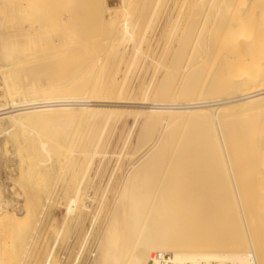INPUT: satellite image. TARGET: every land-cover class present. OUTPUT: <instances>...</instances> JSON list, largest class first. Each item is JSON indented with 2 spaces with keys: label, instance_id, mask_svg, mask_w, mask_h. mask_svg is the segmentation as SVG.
<instances>
[{
  "label": "bare ground",
  "instance_id": "bare-ground-1",
  "mask_svg": "<svg viewBox=\"0 0 264 264\" xmlns=\"http://www.w3.org/2000/svg\"><path fill=\"white\" fill-rule=\"evenodd\" d=\"M23 1L20 2L23 3ZM26 1L27 0H25V2ZM34 1L39 2L45 0ZM57 1L60 0H56V2ZM101 1L102 0H79L78 3L80 2L81 6L84 7L85 5L90 6V9L92 7L94 10V7H98L97 9H99ZM126 1L121 0L120 3L124 4ZM20 2L17 0H0V7L14 10L19 7ZM74 2L77 1L74 0ZM157 2L158 1L155 2L156 5ZM164 2H166V0H162V3L159 2L158 4L163 6ZM170 2H174V5H179L176 7L177 9H180L179 12L181 13V7L183 6L187 7V11L188 6L190 7V10H193L196 7L198 10H201L199 13L198 10H196L197 12L193 10L195 13H189L191 16L194 15L193 17L196 16L198 18H194L192 24L196 20L200 22V25H197L199 28L201 27L198 30L200 33L202 32V28L206 29L205 24L208 27L207 22H210L211 17V23L213 22L212 25L214 30L219 28V26L216 27L217 25L221 24L224 26H222L223 30L219 28V30L214 32L211 30V32L212 34H217L216 36L213 35L215 38L214 43L220 42L222 44V49L224 50L225 55L228 56L225 60H232V62H226L228 63V70L231 71L232 74L238 73L233 78L232 83L230 82L231 85L235 84L234 87H239V91L236 94L229 95L221 99L218 98L209 100L200 97L197 98L196 96L195 98H188L184 100L173 99V93L171 95L172 99L165 97L170 95L169 93L171 90L173 91L171 87H173L172 83L174 81H171L173 80L176 72H178L177 70L181 65L180 63H182L181 61L184 59V54L186 50H188L187 47L189 44V38L183 37L184 39L180 41L181 43L177 48L178 52L176 51L177 58L175 59L173 56L175 60H170L173 63L169 67L170 69H167L168 72H166L167 78H170L167 80V82H169L166 84L165 81V87L162 88L160 85L159 87H161V89H155L154 92L151 88L149 89L147 87L148 92L146 91L147 89H144L147 93H141L143 96L137 99V101H133L130 100V96L128 97L125 95L124 92L127 90H123V87L125 86H123V84L118 85V81L115 83L116 81L113 79L115 73L110 76L111 74L109 75L104 67L106 70L104 73L107 72V79H105V76L103 79L101 78L103 76L97 74L98 70H101V67L103 69V66H105L103 63L105 62L101 63L103 66H100V64L98 65L99 59H92L93 57L91 60L82 58L81 61V59H79L81 56L79 57L78 53L80 48H74V45L72 46L73 48L69 47L71 48L72 53L70 55L67 54L66 57L47 62H42L44 59L39 61L38 58L37 62L39 63L33 64L32 61H34V59L36 60V57L44 56L41 52L42 50L45 49L44 51H47V49H50L49 51L56 52L57 50L54 48H59V46L61 47V45H63L67 40V37L64 35L58 36L56 34V39L61 38L60 40L57 39V41L51 37V32L49 34L46 32L48 35L46 33L45 35L34 34V43L29 41V45L25 44L21 46V36L13 34L9 31L5 22L14 18L18 23H25L27 21L31 23L30 16L33 14L29 13V16L27 17L17 16L16 18L14 16H0V63L3 62L6 64L0 65V71L3 75L6 71H10L9 79L0 74V76H3V81H1L4 86L3 90H5V96H3L4 99L3 101H0V120L7 119L10 124H19L20 126H17L16 128H20L26 121L38 123L43 122V124L50 122L52 127L50 128L55 134H59V131H62L63 133L65 132V136L69 134L71 126L74 127L79 124L84 127L85 131H83V133H85V138H87L88 141L87 149L81 151L86 156V158L84 157L86 164L80 180V187L76 188L73 196L63 203V219L61 220L62 222L60 223L59 228H55L57 231H54V227L52 229L50 226L52 223H49V226H47V231H51L52 233L53 230L54 237L50 247L48 248L49 250L47 251L44 264H57L58 260L56 261L55 259L56 256L54 251L57 241L63 231L67 230L70 226L76 223L75 220L81 217L82 211L86 214V204L84 198H82L81 182L84 179V176L86 177L85 173L87 168L90 167V164H92L91 162L93 158L96 155L102 154V151L99 150V145L102 139L101 136L105 133V130H107V127L109 126L108 123L115 119V117L120 113H127V115L131 114L132 117L127 119V122L129 121L128 127L132 126L138 118L142 119L143 128L141 129L138 138L139 146L143 147L144 143L147 144L146 141L149 139L150 135H152L157 126L159 127V125H164L165 129L168 128V131L166 130L167 133L163 135L164 137L163 139L161 138L159 145L153 149L148 156H146L144 161L134 170H131L132 173L125 181L123 180L122 183L120 182L121 185L118 194L114 193L117 196H115L113 201L114 208L111 212V221L109 220L110 223H108L105 230V238L100 240L101 243L98 246L99 249L93 259L94 264H149L152 260H154L155 264H166V256H168V258L171 257L177 264H264V204H262V206H260L261 204H254L253 206H250L252 204V200L247 202V198L244 203L240 200L238 194L239 192L237 191L239 189L236 190L235 188L237 186L234 187L236 184L233 183V163L232 157L229 153V148L236 147L238 136L236 137V134L233 132L227 133V131L226 134H224L220 124L221 111L228 113V115L249 114L255 113L258 110L264 111V46L261 45V43L264 42V0H172ZM59 3L62 2H58V4ZM54 4L56 5V3ZM23 5L21 4V7H23ZM60 5H57V7H60ZM125 5L126 4L123 6L125 7ZM152 5H154V3ZM81 6L78 7L80 8ZM193 6L195 7L193 8ZM124 7L121 9H124ZM126 8L127 6L125 9ZM81 9L82 8H80V10ZM100 9L97 11L101 12ZM38 11L39 10H37V12ZM84 11L78 12L83 14ZM95 11L96 10H94V12ZM87 12L88 11H86V13ZM99 12H97V16L95 15L96 12H92V16L90 13L86 14L84 12V14L91 16V19L93 18V20L95 19V16L101 20V13ZM110 12L113 13L110 15H115L114 10L113 12ZM127 14L126 16H122L123 18L120 17V20L116 19V16L113 17L116 21L114 20V22H109V25L106 22V26L112 33L110 34L108 31L109 34L112 35V38L116 37L114 41H108V46L109 43L113 42V45L110 44L113 46V50H118L116 45L119 42L125 41L124 39L131 42H129L132 44V48L130 50L132 51L131 60L129 59L130 64L131 62H134L133 58L138 56L137 54L142 57L144 53L143 46L147 38L144 39V31L140 32L141 30H139L137 20L134 21L133 17L131 20V17ZM76 15L73 14V17L76 18ZM85 15H83V17ZM35 16L33 15V17ZM178 16L179 15L177 13L174 20L176 17L179 18ZM126 17H129L130 20L125 19ZM100 20L97 19L96 21L99 23ZM79 21L80 20H77L76 23L79 24L81 22ZM96 21H93L95 23L94 26H96ZM191 21L189 20V22ZM40 22H42V20ZM32 23L34 24V21ZM173 23H175V21ZM90 24H92L91 21H89V26H87L92 28L93 25ZM194 24L190 26L195 28ZM175 25L173 24V26ZM246 26L251 29L246 30ZM37 27L42 28L44 25L42 26L39 22L37 25L36 22V28ZM77 27L79 28V25L76 26V28ZM189 27L187 31H190ZM209 27H211V25ZM94 28H97V26ZM205 29L203 30L204 32ZM35 31H37V29ZM191 31L187 33L190 34ZM33 33L34 32H32V34ZM212 34L210 33L209 37L212 36ZM99 35H101V33ZM39 40H43V43ZM208 41L212 43L211 40ZM66 44L64 45L65 47ZM69 45L71 44L69 43ZM111 46H109L108 49L112 48ZM145 46L148 47L147 44ZM212 46L213 44L211 47ZM192 47L194 49L193 44ZM194 50L198 52L197 48ZM37 51H40L41 54L38 55ZM64 51L66 53V50ZM76 51L78 52L76 53ZM115 51V54L112 55V59L115 58V60H117V56L121 53L117 51L116 53ZM67 52L70 53V51ZM108 52L109 51L105 52L106 55ZM196 52L194 53L196 54ZM44 53L48 54V52ZM65 53H63L64 56ZM60 55L61 54H59V56ZM49 57L51 56H48V58ZM188 57L189 55L187 58ZM51 59L53 58L51 57ZM77 59L81 62L76 61ZM120 59L121 57L119 60ZM196 59L199 58L197 57ZM28 60L29 67H24L23 64ZM148 60L150 61V59ZM197 63L198 62L196 61V64ZM131 65L133 66V64H130V66ZM184 65H186V63ZM5 66H9L10 68L5 69ZM97 66H99L100 69L97 68ZM95 67L97 69H95ZM186 68L187 67L184 69ZM189 68H191V66ZM195 73H197L195 76L201 74V72L198 74V70H196ZM95 75L100 76V79L95 80ZM191 78L192 75L190 80H192ZM190 80L188 79V81ZM196 80H193L192 82L190 81L188 85H184V90L191 93L195 92V94L197 91H202V87L198 86L199 82L197 84ZM218 82H216L217 84L215 83L216 85L212 86H217L222 81L220 80V82ZM191 93L189 94L191 95ZM149 94H151V96H148ZM178 96L179 95H177V98ZM148 97L156 98V100L154 99L152 102L148 101L151 99ZM159 98L163 99L157 100ZM128 107H133L134 109L129 110L127 109ZM111 122L109 123L110 125ZM186 125L188 129L184 137L182 136V140L180 134L183 133L182 128L185 129ZM4 126L5 123L4 125L2 124V127ZM43 131L44 130H42V132ZM1 132L8 134V127L4 129L2 128V130H0V134ZM34 132V130L30 129L28 134ZM34 134L36 135V133ZM178 134L181 138L179 141H177L176 138ZM12 135L14 136L15 134ZM65 136L63 135V138L67 139ZM262 139H264V137H261V140ZM47 140L48 139L43 138V136L41 137V135L40 137H37V140L34 142L30 141L31 143L26 142V140L23 141V143H18L16 139L14 143L17 145V155H19L22 161L26 160L28 162L29 155L31 153L36 154L35 158L37 157V164L34 169L37 170L38 167L41 168V166H45L48 160L50 161L52 152L49 147L50 144H48ZM108 141L106 143H108ZM261 143V148L256 154L259 163L264 160V140H262ZM66 149L68 152L70 151L68 146ZM69 153H71V151ZM72 154L74 153L72 152ZM129 157L131 159V156ZM85 161L83 163H85ZM32 169L30 170L32 171ZM40 171L41 169L38 172ZM41 172L39 173L40 176L42 175ZM45 173L43 172L41 177H45ZM111 183L112 182L110 181L109 185L105 186V188L103 186V192H99V196L100 194L102 195L100 196V199H97L98 201L95 202V211L93 215H90L92 217L91 222H94L100 211L102 212V210L106 207L108 203L107 201H109L107 198H109V194L114 190H110ZM101 189L99 190L98 188L99 191H101ZM242 192H244V190ZM114 194L112 193V195H110L113 196ZM2 203H4L5 206L11 205V203L6 200H3ZM258 203H261V201L259 200ZM23 207V212L20 211L21 213H9L8 211L0 208V258L4 257L6 253H9L7 252V248L2 249V246L7 244L4 241L9 240L10 238L14 240L20 232L25 230L28 220L30 222L31 209H28L25 205H23ZM30 208H32V206ZM108 212L110 213V211ZM90 226L92 225H88L87 228ZM4 234H7V236ZM89 234L90 232L88 231V235ZM62 238H64V236ZM87 238L88 237H86V239Z\"/></svg>",
  "mask_w": 264,
  "mask_h": 264
},
{
  "label": "rangeland",
  "instance_id": "rangeland-1",
  "mask_svg": "<svg viewBox=\"0 0 264 264\" xmlns=\"http://www.w3.org/2000/svg\"><path fill=\"white\" fill-rule=\"evenodd\" d=\"M17 1L20 2L23 0H17ZM64 1L65 0H60V1L56 2V0H55V2H54V0H49V1L45 0V1H39L41 3L40 4L39 2H35L34 0H27L26 2L24 0L23 3L22 2L19 3L20 4L19 7H21V4L23 5L25 3L23 5V7H21V8L17 7V9L9 10L7 8L5 9V8L0 7V16H2V17H9V16H14L15 18L17 16L18 17H27V16H29V13L33 14L34 16L36 15L35 17H33V15L30 16L31 20L34 18L32 21L30 20L31 23H29V21H27L25 23H18L17 21H15L14 18L5 22V25L7 26V29L9 31H11L13 34H17V35L21 36L20 37V39H21L20 45L21 46L25 45V44L29 45V41L32 43L33 39H34V34H44L45 35L46 32L48 34L51 32V34H52L51 37L54 40L58 39V38L57 39L55 38L57 35L58 36L64 35L67 37V40L65 38V40H66L65 43L63 45H61V47L59 46V48H62V49L54 48L57 50L56 52L49 51L50 49L49 50L47 49V51H44L45 49L42 50L41 52L44 54V56H42L43 58L42 57H36V60L34 59V61H32L33 64L39 63V62H37L38 58H39V61L44 59V60H42V62L43 61L44 62L52 61V60H56L59 58L61 59L62 57H66L67 54L70 55L72 53L71 48H73V47L78 48V49L80 48V51L79 52L76 51V53L78 52L79 57L81 56L79 58V59H81V61H82V58L83 59L86 58V60L87 59L91 60L92 57H93L92 59L98 58L100 61V63L98 61V65L100 64V66H103V64H105V66H103V69L101 67V70H103V71L98 70L97 74H99L100 76H103L101 78L104 79V76H105V79H107V75H106L107 72L109 73V75L111 74L110 76H112V74L115 73L114 74L115 78L113 77V79L116 82L115 81L114 82L117 83V81H118V83H117L118 85L123 84V86H125V87H123V90L125 91L127 89L124 92L125 95H127L128 97L130 96V100H133V101L136 100L137 101V99H139L143 96L142 94H144L146 91L148 92L147 87L149 89L151 88V90H153V92H154L155 89L157 90V89H161V87L162 88L165 87L164 86L165 81H166V84L169 82V81L167 82V80L170 79L169 77L167 78V74H166V72H168L167 69H170L169 67L173 63L171 61H173L177 58V52H178L177 48H178L179 44L181 43L180 41H182L185 37H187V38H189L188 39L189 44L187 47L188 50H186V52L184 54V59L181 61L182 63H180L181 65H180L179 69L177 70L178 72H176L175 76L173 77V80L171 81V82L174 81L172 83V85L175 89L173 87H171V89H173V91L171 90V92L169 93L170 95L165 96V97H169L171 99L173 97V99L184 100V99H188V98H195V96H196L197 98L200 97V98H205V99L209 100V99L225 98L226 96L234 95L239 91V89H238L239 87L238 88L234 87L235 84L231 85L233 78L238 73L232 74L231 71L228 70L229 69L227 66L228 63H226V62H229L230 60H225V58L228 56L225 55L224 50L222 49V44L220 42L214 43L215 38L213 37V35L216 36L217 34H214V33L212 34V32H211V30L214 32V31L219 30V28L221 30H223L222 29L223 25H221V24L217 25L216 27L219 26V28L214 30L213 25H212L213 22L211 23V19H212V17H211V19L209 18L210 22L209 21L207 22L208 27L205 24L206 29L202 28V32L200 33V31H198L201 28V27L200 28L198 27L200 25L199 24L200 22H198V20H196L198 18L196 16L193 17L194 15L191 16V14H189V13H192L194 11L197 12L196 11V10H198L197 7L194 8L195 6H193V8H194L193 9L194 11H193V10H190L189 9L190 7L188 6V11H189L188 12L187 7H185V6L181 7L180 6L181 11H182V13H181V12H179L180 9H177V7L179 5H177V4L174 5V2H170L172 0H166V2L167 1H169V2H167V3L164 2L163 6L158 4L159 2L162 3V0H133V1L132 0H128V1L125 0L126 1V3H124V4H126L125 7L127 6V8L125 9V7L123 6L124 4L120 3L121 0H102L100 3V7H99V9L101 8L100 9L101 12L97 11V10H99V9H97L98 7H94L95 8L94 10H96L95 11L96 13H95L94 10L92 9V7L90 9V6H86V5H85V7L81 6V3L80 2L78 3L79 0H75L77 2H74V0H66L65 2ZM67 1L70 3H68ZM156 1H158L157 5L155 3ZM58 2H62V3L58 4ZM54 3H56V5ZM153 3L155 6L152 5ZM50 4H52V5H50ZM136 4H138V5H136ZM57 5H60L61 8L59 6L57 7ZM75 6H76V8H75ZM78 6H81L80 8H82V9L85 8V9L80 10V8ZM122 6L124 7L125 10L121 9V8H123ZM142 6H144V7H142ZM153 7H154L155 11L153 10ZM155 7H156V9H155ZM157 7H159V8H157ZM54 9H56V10H54ZM108 9H110V10H108ZM191 9H192V6H191ZM37 10H39V11L37 12ZM113 10L115 11V15L112 16L110 14H113V13H111L110 11L113 12ZM78 11H81V12L84 11L85 13H86V11H88L86 14L90 13V15L92 14V12L95 13V15L97 14V12H99V13H101V20L98 17H96L97 15L95 16V19L93 20V18L91 19L92 15L91 16L85 15L84 12H83V14L80 12L81 13L80 14ZM89 11H91V12H89ZM199 11H201V10H198V13H199ZM126 12L131 17V20H132V17H133L134 21L137 20V22H138L137 25L139 26V30H141L140 32L144 31L143 32L144 33V39L147 38V40H148V43H147V40H145V44L143 46L144 53H143L142 57H141V55L137 54L138 56L133 58L134 62L130 63V64H133V66L132 65L130 66V64H129V62L131 60V54H132V51H130L132 48V44H130L131 43L130 41H127V39H124L125 41L119 42L116 45V48L118 47V50L116 49V51L121 53L117 56V58H116L117 60H115V58L112 59V55L115 54L114 53L115 50H113V46H111L110 44L113 45V42L109 43V46H111L112 48L108 49L109 48L108 41L109 42H110V40L114 41L116 37L112 38V35H110L112 33L109 31V28L107 29L106 25L107 24L109 25V22H114V20L116 21V19H119L120 17L123 18L122 16H126V14H127ZM76 13H77V15H76ZM117 13H118V15H117ZM151 13H152V15H151ZM177 13L179 15L178 16L179 18L176 17L178 23L176 22V18L174 20V17L177 16ZM73 14L76 15V18L73 17ZM83 15L88 16V17H85V16L83 17ZM188 15H189V19H188ZM98 16H100V15H98ZM108 16H109V18H108ZM115 16H116V19L113 18ZM93 17H94V15H93ZM169 17H171V18H169ZM190 17H192L193 19ZM35 18H36V20H35ZM86 18H88V19L90 18L91 20L90 19L88 20ZM194 18H196L195 19L196 21H194L195 24L193 23L195 25V28L190 26V25H193L192 22H193ZM73 19H75V20H73ZM76 19L80 20L83 23H81L80 21H79L80 22L79 24L76 23L77 22ZM97 19L100 20V22L102 21L101 24H100V22L98 23V21H96ZM112 19H113V21H112ZM125 19H129V17L128 18L126 17ZM191 19H192V21H191ZM41 20H42V22H40ZM189 20L191 22H189ZM33 21H34V24L32 23ZM89 21H91L92 24H90V25H93L92 26L93 29L88 27ZM93 21L97 22L96 23L97 28H94L96 26H94L95 23ZM134 21H131V22H134ZM174 21H175L176 25H175V23H173ZM36 22H37V25L39 22L42 24V26L44 25V27H42V28L37 27L36 28ZM106 22H107V24H106ZM208 23L211 25V27H209L210 25ZM99 24H100V26H99ZM173 24L175 26H173ZM62 25L63 26L66 25L67 27L66 26L63 27ZM78 25H79V28L78 27L76 28V26H78ZM102 25H103V27H102ZM186 25H187V27H186ZM45 26H46V28H45ZM172 26H173V28H172ZM188 27H189L190 31L192 30L190 33L191 35L189 33H187V32H190V31H187ZM203 27H204V25H203ZM34 28H36L37 31H35L36 29L33 30ZM191 28H193V29H191ZM204 29H205V32L203 31ZM245 29L250 30L251 28L246 26ZM42 30H43V32H42ZM170 30H172V31H170ZM195 30H196V32H195ZM108 31L110 32V34ZM168 31H170L171 34ZM209 31L212 34V36H210L211 38L209 37V35H210ZM32 32H34V33L32 34ZM206 32L208 33V35ZM100 33H101V35H99ZM218 34H219V32H218ZM198 35H199V38H198ZM200 37H202V38H200ZM180 38H182V39H180ZM60 39H58V40H60ZM194 39H195V43H194ZM199 40H201V41H199ZM208 40H211L212 43H210ZM42 41L43 40H41L40 42H42ZM66 42H67V44H66ZM177 42H178V44H177ZM69 43L71 45H69ZM208 43H209V45H208ZM65 44H66V47L64 46ZM146 44L148 45V47L145 46ZM192 44L194 45V49L197 48L198 52H196L193 49ZM212 44H213V46L211 47ZM189 45H190V47H189ZM261 45L264 46V42H262ZM195 46H196V48H195ZM37 47H38V45H37ZM69 47H71V48H69ZM97 47H99V48H97ZM64 50H66V53ZM105 50L109 51L107 53V55L105 53L106 52ZM67 51H70V53H68ZM41 52L37 51L38 55H40ZM44 52H48V54L44 53ZM88 52H90V53H88ZM194 52H196V54ZM63 53H65V56ZM87 53H88V55H87ZM59 54H61V55L63 54V55L59 56ZM82 54L83 55L85 54V55L83 56ZM95 54L97 57L95 56ZM168 55H169V57H168ZM188 55L190 58L189 57L187 58ZM196 55L200 60L196 59L197 58ZM48 56H51L53 59H51V57L48 58ZM53 56L55 57V59ZM173 56L175 57V59ZM120 57H121V59L119 60ZM102 58L103 59L105 58L106 60L105 59L103 60ZM45 59H48V60H45ZM148 59H150V61ZM101 60H103V61H101ZM151 60H153V61H151ZM202 60H203V63H202ZM76 61L79 62L80 60L77 59ZM183 61H184V63H183ZM196 61L198 62L197 64H196ZM102 62H105V63H103L101 65ZM194 62H195V64H194ZM230 62H232V60ZM185 63H186V65H184ZM192 63H193V66H192ZM0 65H6V64L1 62ZM23 65H24V67H29V60L27 62H25ZM194 65L196 68L194 67ZM134 66H135V68H134ZM190 66H191V68H189ZM5 67H4L5 69L10 68L9 66L8 67L5 66ZM104 67L107 70V72H105V73H104V71H106V70L104 69ZM183 67L184 68L187 67V68L184 69ZM97 68H99V66H97ZM97 68L95 67V69H97ZM132 68H133V70H132ZM163 70H164V72H163ZM196 70H198V72H199L198 74H200V72H201V74L195 76L197 74V73H195ZM7 72H8V74H7ZM0 74L3 75L1 73V71H0ZM185 75H186V77H185ZM191 75H192V78H191L192 80H190ZM3 76L5 78L9 79L10 78V71L9 70L6 71V73ZM3 76H0V78L2 77L0 79V101H3V99H4L3 96H5V94H4L5 90H3L4 86L2 85ZM100 76L95 75L94 79L99 80ZM188 79L191 82L193 80L198 79V80H196V82H197V84L199 82L198 86L202 87L201 88L202 91H199V92L197 91L196 94H195V92L191 93V92L185 91L184 85H188L190 82V81H188ZM219 79L222 82H220ZM216 82H218L220 85L218 84L217 86H212V85H216L217 84ZM162 84H163V86H162ZM160 85H161V87H159ZM178 86H180V87H178ZM144 89L145 90L147 89V90L144 91ZM172 93L176 96L172 95ZM189 93H191V95ZM197 94H199V95H197ZM171 95H172V97H171ZM177 95H179L178 98H177ZM181 95H182V97H181ZM184 95H186V96H184ZM148 96H151V94H149ZM148 98H151L148 100L151 102L154 101V99L156 100V98H153V97H148ZM161 99H163V98H159L157 100H161ZM127 109L132 110L134 108L128 107ZM131 117H132L131 114L127 115V113L118 114L115 117V119L111 120L112 122L110 121L112 126L109 124L110 123L109 122L108 123L109 126L107 127V130H105V133H103V135L101 136L102 137L101 143H100L101 147L99 145V150L102 151V154L96 155L93 158V160L91 162L92 164H90V167L87 168V171L85 173L86 177L84 176V179L81 182L82 198H84V200H85V204L87 207V209L85 207V213L87 215L84 214V211H82L81 217H79L77 220H75L76 223L74 222L75 226L74 225L70 226L68 228L69 231H68V229L63 231L62 235L60 236L59 240L56 243V247L54 250L55 256H56L55 259H56V261L58 260L57 264H94V262H93L94 256L97 254V251L99 249L98 246L101 243L100 240L105 238V236H104L105 230L108 226V223H110L109 220L111 219V216H112L111 212L113 211V208H114V206H113L114 202L113 201L115 199V196H117L115 194H118L122 181L123 180L125 181L128 178V176L132 173L131 170H134L136 167H138L144 161L146 156H148L150 154V152L159 145L161 138L163 139V137H164L163 135L167 133L166 130L168 128L165 129L164 125H159V127L157 126V128L154 129V132L152 133V135H150L151 138L149 137V139L146 141L147 144L144 143L143 147L139 146L138 145V138H139L141 129L143 128L142 127L143 121H141L142 120L141 118L140 119L138 118L132 126L128 127L129 121L127 122V119H130ZM220 122H221L220 124H221V128L223 129L224 134H226V131H227V133L233 132L234 134H236L235 135L236 137L238 136L237 137L238 142H237L236 147L235 148H229V153L232 157V163H233V165H232L233 173H234V176H233L234 182L233 183L236 184V185H234V187L237 186L235 189L236 190L239 189V190H237L239 192L238 193L239 198H240V200L243 201V203H244V201L246 202L247 198H248L247 202L252 200L251 201L252 204L250 206H253L254 204L255 205L261 204L260 206H262V204H264V194H261V193H264V160H262V162L259 163L256 154L258 153V150L261 148L262 140H264V139L261 140V137H264V136H262V135H264V134H262V133H264V111L258 110L255 113L237 114V115H228V113H224L221 111ZM4 123H5V126L2 127V124L4 125ZM39 123H42V124H39ZM39 123L26 121L25 124H23L20 128L19 127L16 128L17 126H20V125L19 124H17V125L16 124L15 125L10 124V123H8L7 119H1L0 120V130H2V128L4 129L6 127H8V129H9L8 134H4L3 132H1V134H0V208H2L5 211H8L9 213L10 212L11 213L12 212H16V213L23 212V208H24L23 205H25V207H27L28 209H31L30 210V222L28 220V223L26 225L25 230L20 232L17 235V237L14 238V240L11 238L10 239L8 238L9 240L4 241L7 244H5V246H2V249L7 248V252H9V253L8 254L6 253L4 257L0 258V264H44L47 251L49 250L48 248L50 247L51 242L53 241V237H54L53 230H52V233H51V231H47V226H49V223H52L50 226L52 227V229L54 227V231H57V229L60 226V223L62 222L61 220L63 219V203L65 201L69 200L73 196V193H74V191H76V188L80 187V180H81V177L83 174V170L85 168L84 166L86 164V161H85L86 156L81 151L87 149V143H88L87 138H85L86 137L85 133H83V131H85L84 127L82 125H81L82 126L81 127L79 124H77L78 126L77 125H75L74 127L71 126L70 130L67 128L69 130V134L67 136L70 137V138H68L67 136H65V132L63 133L62 131H59V134H57V133L55 134L51 129L52 127L50 125V122L44 123L45 125L43 124V122H39ZM30 129L34 130L35 131L34 133H36V135L34 133L28 134ZM109 129H110V131H109ZM182 129L184 131L182 130L183 133H181L182 135L180 134V136L183 140V137H184V135L188 129L187 125L185 126V129L184 128H182ZM42 130H44V131L42 132ZM162 130L165 132H163ZM24 131L27 133H25ZM11 132H12V134H15V135L13 136L11 134ZM60 132H62V133H60ZM38 133L41 135V137L43 136V138L48 139L47 141H48V144H50L49 147H50L52 153H51L50 161L48 160V162L46 163L45 166H41V168L38 167V169L36 170V169H34V167L37 164L36 163L37 157L35 158L36 154H34V153L30 154L29 153L30 154L29 155V161L28 162L26 160L22 161L20 159L19 155H17L18 154L16 151L17 145L14 142L16 139H17L18 143H23V141H25V140H26V142H30V141L34 142L35 140H37V137H40V135ZM63 135L67 139L63 138ZM16 136H17V138H16ZM78 138H79V140H78ZM81 138H82V141H81ZM176 138H177V141L181 140V138L179 137V134L177 135ZM83 140H84V142H83ZM107 141H108V143H106ZM80 142H81V144H80ZM103 142H104V144H103ZM59 146H61V147H59ZM62 146H65L66 148L68 146V148H70L71 153H69L70 151L68 152V150ZM104 146H106V147H104ZM124 147H125V149H124ZM64 148L66 149V151ZM72 152L74 154H72ZM116 154H117V156H116ZM127 154L129 156H131V159ZM117 157H118V159H117ZM67 158H69V159H67ZM84 161H85V163H83ZM136 161H137V164H136ZM113 162H115V163H113ZM30 169H32V171ZM40 169L44 173L46 172L44 174L45 177L44 176L41 177L43 175V172H41V171L40 172L42 175L41 176L39 175L40 172H38V171ZM29 170H30V172H29ZM33 170L34 171L36 170V171L34 172ZM88 171H89V173H88ZM37 172H38V174H37ZM41 178H43V179H41ZM44 178H46V179H44ZM41 181H43V182H41ZM110 181L112 182L111 186H110V190L114 189L113 190L114 192L112 190L111 191L113 194L114 193L115 194L113 196H111L112 193H110L111 191L109 192L111 195L109 194V198H107V200L109 199V201H107L108 203H107L106 207L104 208L105 210L103 209L102 212L100 211L98 217L96 218V220H94L95 223L91 222L92 217L90 215H93V213L95 211V207H96L95 202H97L98 201L97 199H100V196L102 195V194H100V196H99V192H103L102 191L103 186L105 188V186L109 185ZM106 182H108V183H106ZM227 183H230V182H227ZM111 187H113V188H111ZM98 188H99V190L102 188L101 191H99ZM243 190H244V192H242ZM240 194H242V195H240ZM90 195H92L94 197H92ZM252 198H254V199H252ZM257 198H259V199H257ZM3 200L10 202L11 205L5 206V204L2 203ZM259 200L261 201V203H258ZM31 206H32V208H30ZM108 211H110V213ZM90 224L92 226L87 228V226ZM104 226H105V228H104ZM55 228H57V229H55ZM90 229H91V231H90ZM86 230H88L90 232L89 235H88V231H86ZM4 235L7 236V234H4ZM85 235H87V236H85ZM63 236H64V238H62ZM86 237H88V238L86 239Z\"/></svg>",
  "mask_w": 264,
  "mask_h": 264
},
{
  "label": "built area",
  "instance_id": "built-area-1",
  "mask_svg": "<svg viewBox=\"0 0 264 264\" xmlns=\"http://www.w3.org/2000/svg\"><path fill=\"white\" fill-rule=\"evenodd\" d=\"M166 260H167L166 264H177V263H175V261L171 257L168 258V256H166ZM149 264H155L154 260L150 261ZM183 264H192V263H183Z\"/></svg>",
  "mask_w": 264,
  "mask_h": 264
}]
</instances>
